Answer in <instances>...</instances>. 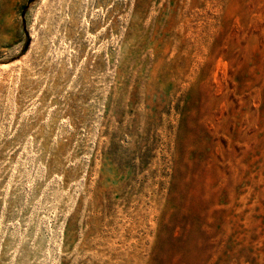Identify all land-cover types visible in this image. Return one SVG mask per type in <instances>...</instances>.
I'll return each mask as SVG.
<instances>
[{
	"label": "rangeland",
	"instance_id": "obj_1",
	"mask_svg": "<svg viewBox=\"0 0 264 264\" xmlns=\"http://www.w3.org/2000/svg\"><path fill=\"white\" fill-rule=\"evenodd\" d=\"M0 264H264V0H0Z\"/></svg>",
	"mask_w": 264,
	"mask_h": 264
}]
</instances>
